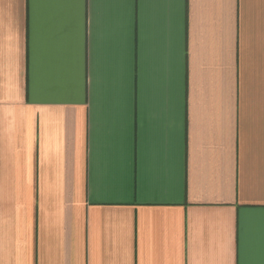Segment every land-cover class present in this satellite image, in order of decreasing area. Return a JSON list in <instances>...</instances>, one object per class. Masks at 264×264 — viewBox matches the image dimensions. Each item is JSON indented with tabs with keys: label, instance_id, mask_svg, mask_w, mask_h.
I'll return each mask as SVG.
<instances>
[{
	"label": "crops",
	"instance_id": "0c3cea01",
	"mask_svg": "<svg viewBox=\"0 0 264 264\" xmlns=\"http://www.w3.org/2000/svg\"><path fill=\"white\" fill-rule=\"evenodd\" d=\"M0 264H264V0H0Z\"/></svg>",
	"mask_w": 264,
	"mask_h": 264
}]
</instances>
